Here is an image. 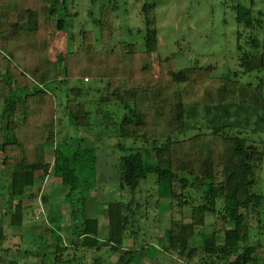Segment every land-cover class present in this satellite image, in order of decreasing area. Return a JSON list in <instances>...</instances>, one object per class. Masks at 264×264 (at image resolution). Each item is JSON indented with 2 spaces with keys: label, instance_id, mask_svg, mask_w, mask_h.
Masks as SVG:
<instances>
[{
  "label": "trees",
  "instance_id": "trees-1",
  "mask_svg": "<svg viewBox=\"0 0 264 264\" xmlns=\"http://www.w3.org/2000/svg\"><path fill=\"white\" fill-rule=\"evenodd\" d=\"M61 7L58 0H0V202L13 210L12 225L22 227L29 188L41 190L51 170L68 188L71 234L63 237L60 225L45 228L36 237L39 264H103L102 256L91 263L92 254H110L114 264H141L143 250L150 260L165 252L185 264H264V194L255 191L263 181L264 142L254 139L264 137L263 81L218 76L214 66L179 69L172 56L159 61L155 74L159 38L147 8L144 50L113 44L116 8L103 5L96 23L101 47L93 31L81 30L80 50L54 61L53 18L61 15L59 32L67 23ZM262 18V12L252 13V31L263 30ZM241 41L240 74L264 73V42L255 34ZM73 81L95 86L69 87L60 98L63 117L90 135L96 128L98 137L131 141L129 148L117 146L124 154L107 177L101 166L97 173L98 137L60 140L59 103L51 89ZM59 142L67 149L60 150ZM103 181L132 198L125 202L114 194L101 201V190L93 198L85 193L86 185ZM150 187L183 214L163 233L168 246L145 234L139 240L144 204L134 197ZM94 200L107 206L105 233L97 218L87 216ZM131 239L136 245L128 248ZM9 241L0 226V252Z\"/></svg>",
  "mask_w": 264,
  "mask_h": 264
},
{
  "label": "rangeland",
  "instance_id": "rangeland-1",
  "mask_svg": "<svg viewBox=\"0 0 264 264\" xmlns=\"http://www.w3.org/2000/svg\"><path fill=\"white\" fill-rule=\"evenodd\" d=\"M103 5H112L116 8L112 14L115 29L113 44H135L140 50L145 48L147 24L144 10L148 9L151 17L155 19L159 38V50L154 55L155 74H158L159 71V61L172 56L177 59L176 65L179 69H185L195 64L214 66L218 76L238 75L235 76L236 79L243 83L258 85L263 81L264 84V73L240 74V53L238 51L240 35H242L241 42L253 34L264 42V27L262 31H252L249 27L252 13L258 11L263 13L264 25V0H240L239 6L236 0H58V8L62 6L63 14H61L67 23L65 30L59 32L57 31V22L61 15L58 14L53 18L51 46L53 60L62 59L67 50H80L82 46L81 30L93 31L97 47H101V33L96 23ZM90 12L93 13V16H89ZM76 86L92 87L95 86V82L86 84L82 81H73L70 86L60 84L59 89H51V92L58 98L60 112L58 129L60 140L64 143H71L72 140L74 142V138H78L77 140L80 141L82 135L85 138H89L91 135L98 137L96 128L93 127L90 135L84 129L76 128L69 115L63 117L61 99L66 96L69 87ZM95 96L97 95L95 94ZM93 121L95 122V118ZM1 124L0 119V126ZM194 134L195 132L191 131L182 138H188ZM254 139L264 142V137H254ZM94 141L98 156L97 173L101 166L100 170L104 177H107L115 169L119 157L124 154L117 146L122 144L129 148L131 141L109 140L105 136L95 138ZM87 144L83 148L90 145L89 142ZM65 148L59 142V149ZM3 171L0 168V175H3ZM262 176L263 181L255 191L264 194V170ZM113 184H105L104 181L98 182L95 188L89 184L85 186L84 191L87 195H92L91 198H93L95 197L93 191L101 190L98 196L99 199H102L101 201H108L105 200L107 196L115 194L114 196L117 198L129 202L131 193L128 190L120 189V191L118 185ZM67 192L68 189L55 180L54 171L51 170L49 177L41 186V190L39 186L35 190L28 189L24 199L28 204V209L22 227L12 225L13 210L5 209L3 203L0 202V226L10 236L9 243L0 252V264H39L41 259L37 255L36 247L40 244L36 237L49 226L60 225L64 228L61 232L63 237L67 239L70 236L71 232L68 229L72 226L71 209L64 201ZM151 192H153V187L143 189L141 194L137 191L134 197L136 203L144 204L141 214L146 216V219L144 216L140 220L139 240H143L145 234L148 239L157 238L158 241L162 239V245L168 246L165 238H162L163 233L171 227V223H174V226L180 223L183 214L179 211H171L168 207L170 200L160 199ZM44 198L47 202L44 201ZM5 205L9 207L6 202ZM87 208V216L97 218L102 223L101 230L105 233L109 224L107 206L103 203L98 204L97 200H94L88 204ZM50 241L54 243L55 240L51 239ZM132 245H136L133 239L128 242L126 247L130 248ZM259 253L264 256V248H261ZM99 256L103 257V264L115 263L113 261L111 263L110 254L109 256L108 254L105 256L92 254L89 257L90 262L92 263L94 258ZM139 256L141 264H185L165 252L156 253V257L151 260L148 258L150 255H147L146 250L141 251Z\"/></svg>",
  "mask_w": 264,
  "mask_h": 264
},
{
  "label": "crops",
  "instance_id": "crops-1",
  "mask_svg": "<svg viewBox=\"0 0 264 264\" xmlns=\"http://www.w3.org/2000/svg\"><path fill=\"white\" fill-rule=\"evenodd\" d=\"M52 51H53V50H52ZM51 53H52V52H51ZM54 61H55V60H54ZM29 189H30V188H29ZM66 189H68V188H66ZM27 191H28V190H27ZM101 224H102V223H100V228H101Z\"/></svg>",
  "mask_w": 264,
  "mask_h": 264
}]
</instances>
